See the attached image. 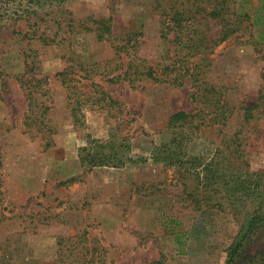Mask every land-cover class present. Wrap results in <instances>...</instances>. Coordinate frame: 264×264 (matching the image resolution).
<instances>
[{"label": "rangeland", "instance_id": "1", "mask_svg": "<svg viewBox=\"0 0 264 264\" xmlns=\"http://www.w3.org/2000/svg\"><path fill=\"white\" fill-rule=\"evenodd\" d=\"M219 2L0 0V264H226L261 201L215 183L240 172L264 179V120L248 122L242 109L263 88L262 48L232 39L205 51V81L228 97L225 124L169 126L177 112L214 116L202 96L193 100L190 81L106 78L125 71L129 56L157 67L185 54L174 34L161 39L169 8L195 13ZM263 2L226 0L222 9L233 21ZM201 13L193 24L216 36L219 20ZM101 21L108 41L97 37ZM84 148L117 155L83 166ZM262 252L264 230L238 264Z\"/></svg>", "mask_w": 264, "mask_h": 264}, {"label": "trees", "instance_id": "2", "mask_svg": "<svg viewBox=\"0 0 264 264\" xmlns=\"http://www.w3.org/2000/svg\"><path fill=\"white\" fill-rule=\"evenodd\" d=\"M182 3H184V1H182ZM225 4L226 0H220L218 3L220 8L216 6L211 11H206L200 6H196L197 11L195 13L188 8L184 11L180 8H175L176 5L171 6L169 11L173 13H166L165 20L161 24V39L164 42H170L169 37L171 34H174L173 42L179 46V52L184 51L185 54H175L174 58L169 59V62L168 60H164V64H157V67L148 64L146 60L139 57L134 56L130 58L129 56L126 70L114 76H106V78H108L107 81L110 83L128 81L130 85H133L145 78L154 83H170L176 87H181L186 81H190L196 86V91L191 94L193 100L202 96L205 99V103L215 107L216 110L213 111L214 116L208 121L205 116L202 117L198 112L195 114L177 112L171 116L169 126L181 129L184 126L193 125L194 119L196 118L199 119L200 125H206L210 123V121L216 123V121L220 119L223 120V124H225L229 108L228 97L221 90L217 91L216 89L218 87L213 83L205 81L207 74L204 65L207 61L205 51L211 50L219 44L232 39L244 40L245 42L243 43L254 45L256 48L261 47V52L263 53L261 58L264 59V44H262L264 42V2L262 8L253 14L250 12L234 11V14L232 13L234 16L233 21H231L230 18L231 13L225 12L222 9V6ZM201 12L205 13L204 16H201V18L205 20L208 18L219 20L220 24L218 25L220 29L216 36L212 37L207 34L211 31L209 24H193V17ZM97 25L99 28L95 31L98 39L108 41L111 38V26L105 24L104 21H101V24ZM130 43V41H127L120 49H123L124 52L127 51ZM130 46L134 48L136 43ZM204 47L207 48L204 49ZM159 69L161 73L158 72ZM261 78L264 81V69ZM101 95L102 98L108 100L107 103L109 105L117 104L111 97H106L103 93H101ZM91 97L92 96H88V100ZM70 98L72 99V97H69V99ZM76 102V105L72 108V113L75 119L78 120L77 106L79 101ZM242 109L244 110V119L248 122L254 118L264 120V83L258 99L251 105L243 106ZM82 152L85 153L80 155L83 166L85 164L91 166H108L117 155V153L110 155H104L98 152L91 153L88 148H84ZM210 169L213 168L210 167ZM205 171L208 170L205 169ZM227 181L228 180L222 175L217 178L215 185L224 187L228 184L230 187L234 188L236 192H239V196L244 202L248 200L250 196H253L255 200H261L257 210H255L248 221H246L244 225L245 229L241 232L238 241L229 251L226 264H238V262L242 260V257L246 255V247L252 238L260 231L264 230V179L261 178V176L255 178L249 172H240L230 178L228 182ZM232 201L234 202V200ZM235 203H237V201ZM52 264H57V262ZM246 264H264V252L249 256Z\"/></svg>", "mask_w": 264, "mask_h": 264}]
</instances>
